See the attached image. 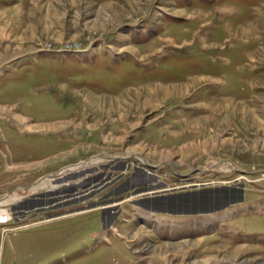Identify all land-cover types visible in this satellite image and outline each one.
I'll return each mask as SVG.
<instances>
[{"label": "rangeland", "instance_id": "rangeland-1", "mask_svg": "<svg viewBox=\"0 0 264 264\" xmlns=\"http://www.w3.org/2000/svg\"><path fill=\"white\" fill-rule=\"evenodd\" d=\"M19 188L0 264H264V0H0Z\"/></svg>", "mask_w": 264, "mask_h": 264}, {"label": "bare ground", "instance_id": "bare-ground-1", "mask_svg": "<svg viewBox=\"0 0 264 264\" xmlns=\"http://www.w3.org/2000/svg\"><path fill=\"white\" fill-rule=\"evenodd\" d=\"M143 158V157H142ZM101 160H103V158H100V157H93V158H90V159H88L87 161H84V162H80V163H78L77 165H75V166H68V167H65V169L66 168H68V169H73L74 168V170H76V169H78L79 167H86L87 165H89V164H91V163H93V162H99V161H101ZM144 161H146V160H144ZM80 164V165H79ZM63 170V169H62ZM65 171H67V169L65 170ZM59 172H61V171H59ZM70 173V172H69ZM67 175V174H66ZM59 176V175H58ZM45 176H43V177H41V179L42 178H44ZM47 178L46 179H43V180H38L36 183H34V186L33 187H31L30 188V190L31 191H35V190H39V189H44V188H50V187H54L55 185H54V173H52V174H49V175H47L46 176ZM49 178H52V179H49ZM143 178V177H142ZM20 190H17V191H15V192H13V193H9L8 194V196H3V197H0V204L1 203H10V202H13V201H18L22 196L20 195V194H23V192L24 191H29V189L28 188H23V189H21V188H19Z\"/></svg>", "mask_w": 264, "mask_h": 264}, {"label": "crops", "instance_id": "crops-1", "mask_svg": "<svg viewBox=\"0 0 264 264\" xmlns=\"http://www.w3.org/2000/svg\"><path fill=\"white\" fill-rule=\"evenodd\" d=\"M28 255L29 254H27V256ZM100 255L96 256L95 258H93V256L90 258H85L83 256L78 257V258L73 259V261L70 262V264H100V259L102 260L103 264H126L127 263L126 260H128L125 253L121 252L120 250L116 252V250L112 248L111 249L107 248V251L102 252V254ZM94 259H97V261H94ZM28 261L29 259L27 260V264H28Z\"/></svg>", "mask_w": 264, "mask_h": 264}, {"label": "water", "instance_id": "water-1", "mask_svg": "<svg viewBox=\"0 0 264 264\" xmlns=\"http://www.w3.org/2000/svg\"><path fill=\"white\" fill-rule=\"evenodd\" d=\"M110 157H111V156H110ZM59 174H60V173H59ZM139 175H140V174H139ZM148 175H149L148 172L144 174V176H143L144 181L150 179L151 176H150V175L148 176ZM131 179H132V178H131ZM131 182H134V179H132Z\"/></svg>", "mask_w": 264, "mask_h": 264}, {"label": "flooded vegetation", "instance_id": "flooded-vegetation-1", "mask_svg": "<svg viewBox=\"0 0 264 264\" xmlns=\"http://www.w3.org/2000/svg\"><path fill=\"white\" fill-rule=\"evenodd\" d=\"M175 173H179V171H174ZM185 174V173H184ZM135 181V180H134ZM34 208H35V206H33ZM21 211H26V212H28L29 211V209L27 208V209H25V210H21Z\"/></svg>", "mask_w": 264, "mask_h": 264}]
</instances>
